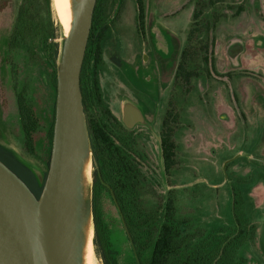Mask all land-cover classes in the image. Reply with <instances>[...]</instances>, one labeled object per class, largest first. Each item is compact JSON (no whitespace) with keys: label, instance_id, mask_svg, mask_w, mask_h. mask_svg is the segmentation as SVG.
Wrapping results in <instances>:
<instances>
[{"label":"rangeland","instance_id":"rangeland-1","mask_svg":"<svg viewBox=\"0 0 264 264\" xmlns=\"http://www.w3.org/2000/svg\"><path fill=\"white\" fill-rule=\"evenodd\" d=\"M22 1L0 0V145L46 176L56 92L44 44L60 46L65 35L52 5L49 17L36 2L44 25L39 39L31 41L30 53L13 50L9 38ZM195 1L144 0L145 31L141 34L136 0H106L105 16L111 31L102 45L98 71L102 98L116 120H121L122 106L129 101L152 126L151 130L139 124L126 132L137 143L132 153L143 156L138 159L139 181L147 206L174 189L182 204L191 208L196 224L207 229L228 227L236 189L244 200L246 219L255 226V238L241 248L238 260L241 264H264V0H223L216 7L226 17L213 33L210 57L214 61L199 67L190 95L181 90L176 95L182 117L175 129L177 164L172 176L165 172L161 159L162 121ZM241 7L244 11L238 14ZM214 9L208 5L206 15ZM17 93L25 94L38 119L33 151L25 145ZM124 128L120 124L115 131L124 132ZM92 164L94 171L93 152ZM90 190L93 209V181ZM99 209L118 264H134L118 212L105 192ZM93 264H105L95 243Z\"/></svg>","mask_w":264,"mask_h":264},{"label":"trees","instance_id":"trees-1","mask_svg":"<svg viewBox=\"0 0 264 264\" xmlns=\"http://www.w3.org/2000/svg\"><path fill=\"white\" fill-rule=\"evenodd\" d=\"M36 2L44 10V15L51 17L52 0H23L17 9L9 38V45L13 50L22 49L30 53L31 41L39 39V31L44 25ZM105 2L106 0L97 2L81 74L83 105L95 167L92 212L97 252L105 264H118L117 252L106 233L99 209V199L102 192H105L118 212L122 229L132 248L134 264H241L238 255L241 248L254 240L255 226L246 219L240 191L234 189L232 193L231 225H217L210 229L194 222L191 208L182 204L178 192L174 189L169 190L156 204L150 206H147L141 197L144 187L139 181L141 174L138 159L143 156L132 153L137 143L130 133H126L127 128H124V132L115 131L121 123L106 106L100 90L98 71L102 64V45L111 31L106 21ZM222 2L223 0L195 1L193 21L186 32L185 47L180 55L162 121L161 148L167 175L172 176V170L177 164L175 129L181 121L182 109L176 95L178 90L190 95L193 80L200 75L199 67L202 63L208 65L214 61L213 56L210 57L215 44L213 33L226 17L217 9ZM136 3L137 29L139 33L144 34V0H136ZM208 5L215 9L206 15L205 9ZM243 11L241 7L237 13ZM44 46L48 63L52 67L51 80L56 92L59 44L46 42ZM16 105L25 145L29 151H33L34 135L38 131L36 113L24 93L16 94ZM54 110L55 103L48 132V169ZM0 161L19 176L38 199L40 198L44 184L39 182L28 165L3 145H0Z\"/></svg>","mask_w":264,"mask_h":264},{"label":"water","instance_id":"water-1","mask_svg":"<svg viewBox=\"0 0 264 264\" xmlns=\"http://www.w3.org/2000/svg\"><path fill=\"white\" fill-rule=\"evenodd\" d=\"M97 2L76 1L70 32L59 46L47 176L30 167L44 184L40 198L0 161V264H79L80 175L85 154L92 152L81 74ZM122 112L127 128L143 124L152 130L134 103L126 101ZM89 211L93 216L90 201Z\"/></svg>","mask_w":264,"mask_h":264},{"label":"bare ground","instance_id":"bare-ground-1","mask_svg":"<svg viewBox=\"0 0 264 264\" xmlns=\"http://www.w3.org/2000/svg\"><path fill=\"white\" fill-rule=\"evenodd\" d=\"M77 0H52L55 17L64 35L68 36L74 19V9ZM93 181L92 152L88 150L83 158L80 175V234H79V264H93L94 227L93 216L89 211V194Z\"/></svg>","mask_w":264,"mask_h":264},{"label":"flooded vegetation","instance_id":"flooded-vegetation-1","mask_svg":"<svg viewBox=\"0 0 264 264\" xmlns=\"http://www.w3.org/2000/svg\"><path fill=\"white\" fill-rule=\"evenodd\" d=\"M144 117L146 118V116H145V114H144ZM146 120V119H145ZM118 122H120L121 124H122V126H124L125 128H127L126 126H125V123L123 122V112H122V117H121V120H118ZM137 125H139V124H136L132 129H134ZM128 130H132V129H129V128H127Z\"/></svg>","mask_w":264,"mask_h":264}]
</instances>
